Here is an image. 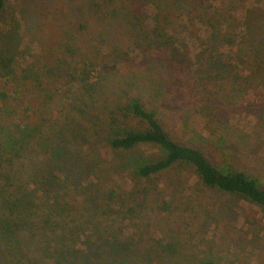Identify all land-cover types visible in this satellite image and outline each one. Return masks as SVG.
Here are the masks:
<instances>
[{"label": "rangeland", "instance_id": "rangeland-1", "mask_svg": "<svg viewBox=\"0 0 264 264\" xmlns=\"http://www.w3.org/2000/svg\"><path fill=\"white\" fill-rule=\"evenodd\" d=\"M91 1L8 0L20 33L19 56L35 54L37 45L48 40L72 45L86 56L88 45L96 47L101 57L113 52L109 60H122L99 67L90 79L93 83L99 81L101 86L95 94L99 100L97 112L103 110L102 103L107 99L112 104L124 103V90L128 97H140L147 107L156 108L161 123L173 138L183 144L195 143L188 144L200 147L212 161L217 145L207 140H221L239 169L264 183V0H106L100 11L87 9ZM156 5L161 11L173 13L167 21L161 15L159 28L166 30L165 37H175L179 54L189 59L192 74H174L165 62L146 59L126 26L119 25L121 13L132 10L146 25L154 26ZM110 10L117 11L118 16H112ZM45 14L50 17L47 26L41 18ZM30 22L39 25L30 30L26 26ZM197 69L202 71L194 76ZM130 74L140 77L142 83L126 91ZM122 81L125 83L121 87L118 83ZM68 83L58 82L54 87L53 103L42 109L44 125L48 126L42 130L60 129L64 123H70L71 129L86 130L81 134L88 137V126L94 121L88 116L72 118L69 106L80 93L72 88L76 84ZM157 91L159 98L152 99ZM206 92L216 97L218 111L213 115L200 107L209 102ZM37 119L33 116L29 121L35 123ZM94 123L89 130L90 141L95 139L91 132L102 126L99 120ZM95 145L99 167L101 161L105 165L112 163L116 156L110 154L103 140ZM88 151L84 149V159H88ZM156 153L155 149H144L146 156ZM101 183L104 190L113 187L117 196L129 200L127 208L147 202L150 213L143 219L137 212L126 213L125 203L120 208L112 205L113 199L97 202L93 208H101L107 215L105 207L112 208L118 218H113L114 214L109 216L108 225L114 227L117 238L129 243L140 255L148 254L152 264H201L205 260L216 264H264V207L203 188L189 167L173 169L138 184L127 174L104 170ZM136 190L139 197L131 201ZM166 201L172 202L170 207L158 211L157 205ZM70 218L67 216L66 220ZM11 246L13 249L8 251L13 255H0V264H12L14 257H31L35 264H51L49 259L57 258L52 249L56 255L62 253L59 239L50 242L44 238L36 246Z\"/></svg>", "mask_w": 264, "mask_h": 264}, {"label": "trees", "instance_id": "trees-1", "mask_svg": "<svg viewBox=\"0 0 264 264\" xmlns=\"http://www.w3.org/2000/svg\"><path fill=\"white\" fill-rule=\"evenodd\" d=\"M105 1L92 0L88 2L87 9L100 11L105 7ZM156 8L155 25L152 27L132 10L121 13L119 25L123 23L126 26L128 34L137 42V49L146 59L165 62V67L174 74L190 75L187 55H180L175 37H165L166 30L159 28L161 15L167 21L173 13L161 11L157 5ZM109 12L112 16H118L115 10ZM13 15L8 0H0L1 256H12L8 248H12L14 243L36 246L47 238L50 242L59 239L62 251L56 255L52 249V254L57 258L49 259L51 264H136L142 261L152 264L148 254L140 255L129 243L117 238L114 227L108 225L109 216L115 212L112 208L105 207L109 215L101 208H93L97 202L113 199L112 205L120 208L125 203V212L132 215L137 212L138 216L141 215L140 219L150 213L146 201L134 208H127L129 200L126 201L120 194L117 196L115 188L104 190L101 183L104 170L127 174L138 184L140 181L149 182L173 169L189 167L203 188L229 193L264 207V183L240 170L231 154L223 148L221 140L218 143L207 140L217 145L215 161H212L200 147L189 145L195 143L186 141L187 144H183L173 138L161 123L156 108L147 107L140 97H128L124 90V103L112 104L107 99L102 103L103 110L97 112L99 100L95 94L101 86L99 81L93 83L90 79L99 67L122 60H109L113 52L101 57L96 47L88 45L86 56L72 45L48 40L37 45L35 54L21 57L17 52L20 33ZM51 17H54L53 13ZM41 18L46 26L47 23L49 25L50 17L45 14ZM34 24L30 22L26 26L31 30L39 22ZM199 64L203 66L204 63ZM201 71L197 69L194 76ZM127 80L126 91L142 83V79L133 74ZM62 81L76 84L72 88L77 94L80 93L69 106L72 118L76 120L77 117L88 116L94 122H101L102 126L91 132L95 136L94 141H90L92 137L89 135V130L96 125L94 122L88 126V137L81 134L86 130L71 129L70 123H64L65 126L60 129L53 127L46 132L42 130L43 127L48 128L42 119V109L53 103L56 96L54 87ZM124 83L122 81L118 85L122 87ZM154 98H159L158 91L152 96ZM205 98L209 102H203L200 107L213 115L217 110L216 97L207 93ZM32 115L38 118L35 123L29 121H32ZM100 129L103 132L98 131ZM100 139L116 158L107 165L101 161L99 167L95 144ZM147 148L155 149L157 153L146 156L144 149ZM84 149H89L88 159L85 158L87 161L83 156ZM131 196H134L131 201L136 200L138 191ZM153 201H157L156 197ZM170 204L171 201L158 204V211L168 209ZM67 216L71 218L66 220ZM78 244L80 247H77ZM12 259V264L34 263L31 257ZM201 264L216 263L205 260Z\"/></svg>", "mask_w": 264, "mask_h": 264}]
</instances>
